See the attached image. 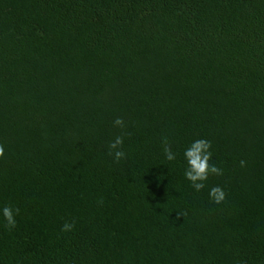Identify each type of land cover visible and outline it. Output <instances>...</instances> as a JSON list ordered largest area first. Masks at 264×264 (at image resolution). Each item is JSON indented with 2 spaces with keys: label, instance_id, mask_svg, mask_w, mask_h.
Wrapping results in <instances>:
<instances>
[{
  "label": "trees",
  "instance_id": "trees-1",
  "mask_svg": "<svg viewBox=\"0 0 264 264\" xmlns=\"http://www.w3.org/2000/svg\"><path fill=\"white\" fill-rule=\"evenodd\" d=\"M0 146V264H264V0H0Z\"/></svg>",
  "mask_w": 264,
  "mask_h": 264
},
{
  "label": "clouds",
  "instance_id": "clouds-1",
  "mask_svg": "<svg viewBox=\"0 0 264 264\" xmlns=\"http://www.w3.org/2000/svg\"><path fill=\"white\" fill-rule=\"evenodd\" d=\"M113 126L125 127V122L122 118H117L113 121ZM162 153L163 158L168 163L177 161L178 153L173 151L168 138L162 137ZM124 140L121 135H117L113 141L108 145L109 154L113 156L116 161L122 160L126 157V152L122 150ZM4 155V148L0 146V157ZM213 161V143L207 138H194L187 146L183 148L182 152V176L187 185L196 193H200L207 188V197L211 204L221 205L227 201V193L224 188L219 185L209 186L207 184L210 177H219L224 174V169L217 166ZM241 167L245 165L244 160H240ZM21 210L18 206L12 203L0 204V224L11 231L17 227V217ZM75 222H64L61 225L60 232L68 233L72 231Z\"/></svg>",
  "mask_w": 264,
  "mask_h": 264
}]
</instances>
